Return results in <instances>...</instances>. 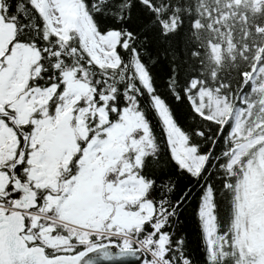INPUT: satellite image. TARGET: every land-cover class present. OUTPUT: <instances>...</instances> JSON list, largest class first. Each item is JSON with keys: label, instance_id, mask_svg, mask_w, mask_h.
Segmentation results:
<instances>
[{"label": "snow or ice", "instance_id": "1", "mask_svg": "<svg viewBox=\"0 0 264 264\" xmlns=\"http://www.w3.org/2000/svg\"><path fill=\"white\" fill-rule=\"evenodd\" d=\"M0 264H264V0H0Z\"/></svg>", "mask_w": 264, "mask_h": 264}]
</instances>
